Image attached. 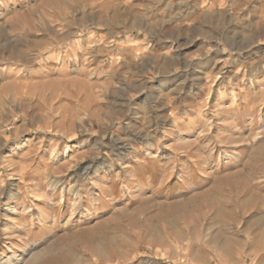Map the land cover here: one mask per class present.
Instances as JSON below:
<instances>
[{
	"label": "rangeland",
	"instance_id": "374dc122",
	"mask_svg": "<svg viewBox=\"0 0 264 264\" xmlns=\"http://www.w3.org/2000/svg\"><path fill=\"white\" fill-rule=\"evenodd\" d=\"M0 264H264V0H0Z\"/></svg>",
	"mask_w": 264,
	"mask_h": 264
}]
</instances>
